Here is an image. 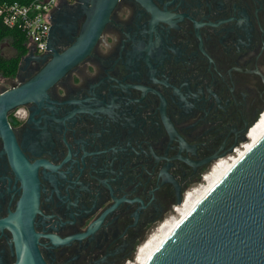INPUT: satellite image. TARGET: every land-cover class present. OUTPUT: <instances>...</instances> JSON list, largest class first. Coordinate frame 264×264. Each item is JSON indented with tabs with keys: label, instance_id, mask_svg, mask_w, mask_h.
Segmentation results:
<instances>
[{
	"label": "flooded vegetation",
	"instance_id": "flooded-vegetation-1",
	"mask_svg": "<svg viewBox=\"0 0 264 264\" xmlns=\"http://www.w3.org/2000/svg\"><path fill=\"white\" fill-rule=\"evenodd\" d=\"M151 2L178 16L159 20L120 0L112 24L49 101L8 116L30 165L64 161L56 170L40 166L33 234L64 241L89 231L108 209L82 230L85 221L113 198L133 200L84 237L37 241L44 264H137L195 189L264 126V0ZM33 56H43L35 46ZM23 195L0 137V222L16 214ZM0 258L20 264L11 229H0Z\"/></svg>",
	"mask_w": 264,
	"mask_h": 264
},
{
	"label": "water",
	"instance_id": "water-1",
	"mask_svg": "<svg viewBox=\"0 0 264 264\" xmlns=\"http://www.w3.org/2000/svg\"><path fill=\"white\" fill-rule=\"evenodd\" d=\"M119 1L72 0V5L59 0L47 18L43 56H33V43L29 44L28 56L17 65V82L0 79V137L24 192L16 214L10 211L11 217L0 222V229H11L16 234L20 264H44L34 248L37 241L52 237L56 243L64 244L84 237L98 228L119 203L133 201L123 195L120 201L112 197L85 221L82 230L104 207L108 209L89 231L64 241L56 235L36 236L33 224L40 204L38 186L43 175L40 166L56 170L64 161L54 167L47 162L30 165L19 151L8 124L11 112L31 103L49 101L52 88L89 55L106 25L112 24L110 16ZM131 1L141 4L159 20L178 16L166 15L151 0ZM141 205L139 201V208L132 215L136 219L133 226ZM147 264H264V137L181 221Z\"/></svg>",
	"mask_w": 264,
	"mask_h": 264
},
{
	"label": "built area",
	"instance_id": "built-area-1",
	"mask_svg": "<svg viewBox=\"0 0 264 264\" xmlns=\"http://www.w3.org/2000/svg\"><path fill=\"white\" fill-rule=\"evenodd\" d=\"M57 3L58 0H28L26 3L20 1L2 2L0 3V18L7 28L23 32L27 39V45L33 43L36 53L43 55L47 18ZM18 113L25 115L23 109H19ZM245 146L236 148L228 159L232 161L235 156H239V151L245 150ZM204 185L202 184L198 188H202ZM177 217L172 216L170 219Z\"/></svg>",
	"mask_w": 264,
	"mask_h": 264
},
{
	"label": "bare ground",
	"instance_id": "bare-ground-1",
	"mask_svg": "<svg viewBox=\"0 0 264 264\" xmlns=\"http://www.w3.org/2000/svg\"><path fill=\"white\" fill-rule=\"evenodd\" d=\"M263 137H264V126H262L260 132L252 136L250 144L248 143L247 146H245L244 153L240 154L239 151V156H235V158H233L230 163L225 164L217 169L215 178L213 180H210L205 188L203 189L198 188L199 190H197L195 197L191 199L188 202L186 208L181 211L180 217L178 219L173 220L170 224H168L165 227L160 239L142 249L137 264H147V262L157 252V250L162 246V244L176 230V228L179 226L181 221L185 219L195 209V207L209 194V192H211V190L229 173V171L234 167V165L240 160V158L238 159L237 157L242 158ZM243 150H241V152Z\"/></svg>",
	"mask_w": 264,
	"mask_h": 264
},
{
	"label": "trees",
	"instance_id": "trees-1",
	"mask_svg": "<svg viewBox=\"0 0 264 264\" xmlns=\"http://www.w3.org/2000/svg\"><path fill=\"white\" fill-rule=\"evenodd\" d=\"M20 1L26 3L28 0H0L2 2ZM9 42L14 55L6 58L2 54V44ZM28 54V45L25 34L19 30L7 28L0 18V78L5 80L13 79L17 75V65H20L21 58Z\"/></svg>",
	"mask_w": 264,
	"mask_h": 264
},
{
	"label": "rangeland",
	"instance_id": "rangeland-1",
	"mask_svg": "<svg viewBox=\"0 0 264 264\" xmlns=\"http://www.w3.org/2000/svg\"><path fill=\"white\" fill-rule=\"evenodd\" d=\"M2 54L4 57L6 58H10L14 55V51L11 49L10 45H9V42H4L2 44ZM2 80H5L3 78H0ZM238 159L241 158V157H237Z\"/></svg>",
	"mask_w": 264,
	"mask_h": 264
}]
</instances>
